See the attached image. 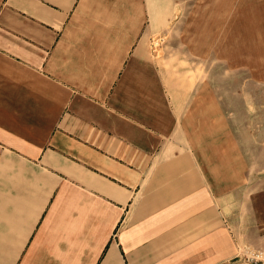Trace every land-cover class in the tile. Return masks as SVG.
<instances>
[{
	"label": "crops",
	"instance_id": "0c3cea01",
	"mask_svg": "<svg viewBox=\"0 0 264 264\" xmlns=\"http://www.w3.org/2000/svg\"><path fill=\"white\" fill-rule=\"evenodd\" d=\"M168 3L0 0V264L226 260L216 201H243V159L211 183L126 100Z\"/></svg>",
	"mask_w": 264,
	"mask_h": 264
},
{
	"label": "rangeland",
	"instance_id": "374dc122",
	"mask_svg": "<svg viewBox=\"0 0 264 264\" xmlns=\"http://www.w3.org/2000/svg\"><path fill=\"white\" fill-rule=\"evenodd\" d=\"M263 11L264 0H169L167 28L153 32L150 89L140 93L137 78L126 98L193 149L211 183L243 159V201H216L229 230L222 264L264 251Z\"/></svg>",
	"mask_w": 264,
	"mask_h": 264
},
{
	"label": "built area",
	"instance_id": "2783aa9c",
	"mask_svg": "<svg viewBox=\"0 0 264 264\" xmlns=\"http://www.w3.org/2000/svg\"><path fill=\"white\" fill-rule=\"evenodd\" d=\"M225 264H264V251L257 254L249 252L246 257Z\"/></svg>",
	"mask_w": 264,
	"mask_h": 264
},
{
	"label": "bare ground",
	"instance_id": "6f19581e",
	"mask_svg": "<svg viewBox=\"0 0 264 264\" xmlns=\"http://www.w3.org/2000/svg\"><path fill=\"white\" fill-rule=\"evenodd\" d=\"M263 13H264V11H263ZM195 42H196V41H195ZM169 85H170V84H169ZM208 219H209V218H208ZM211 223H212V222H211ZM207 224H208V223H207ZM201 225H202V224H201ZM210 225H211V224H210ZM226 225H227V224H226ZM203 226H204V225H203ZM197 227H198V226H197ZM198 228H199V227H198ZM206 230H207V229H206ZM206 230H205V231H206ZM207 231H208V230H207ZM202 232H204V231H202ZM188 234H189V233H188ZM191 234H194V233H191ZM191 234H190V235H191ZM198 234H199V233H198ZM185 235H186V234H185ZM185 235H184V237H185ZM190 235H189V236H190ZM196 235H197V234H196Z\"/></svg>",
	"mask_w": 264,
	"mask_h": 264
}]
</instances>
